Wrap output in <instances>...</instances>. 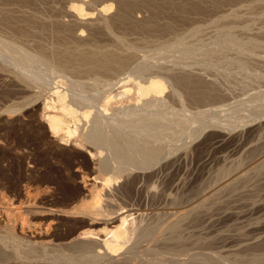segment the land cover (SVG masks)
Here are the masks:
<instances>
[{"label":"rangeland","instance_id":"1","mask_svg":"<svg viewBox=\"0 0 264 264\" xmlns=\"http://www.w3.org/2000/svg\"><path fill=\"white\" fill-rule=\"evenodd\" d=\"M3 1L0 264H100L109 255L103 240L121 225L126 235L114 253L120 256L115 261L107 255L115 264L159 258L170 264H264V0H175L188 9L167 6L153 20L158 0H140L125 20L114 18L124 0ZM193 3L199 7L191 9ZM148 19L156 22L154 30L132 24ZM63 37L70 43H59ZM76 39L85 51L103 47L125 55V64L112 72L90 70L76 55L63 65L58 50ZM153 77L161 81V93L141 95L138 84ZM189 83L207 97L195 96ZM57 93L75 112L76 118L62 115L66 124L70 120L69 135L47 124V115L63 114ZM83 202L86 211L66 213ZM174 216L180 232L175 244L169 233ZM83 231L96 241L92 246L76 242ZM158 236L165 242L172 237V243L156 238L158 245ZM241 242L259 248L253 249L259 257L248 247L243 252Z\"/></svg>","mask_w":264,"mask_h":264},{"label":"bare ground","instance_id":"2","mask_svg":"<svg viewBox=\"0 0 264 264\" xmlns=\"http://www.w3.org/2000/svg\"><path fill=\"white\" fill-rule=\"evenodd\" d=\"M2 1H3V0H2ZM122 1H123V0H122ZM125 1H126V0H124V2H122V3L120 4V5H122V4H123V5L121 6L122 8L118 10L119 12H117V13H118V17H114V18H116V19L118 18V19H122V20H123L125 17L128 16V15H127L128 12L131 11V9H132L135 5H137L138 3H141V4L144 3V1L141 2L140 0H127L126 2H125ZM145 1H147L149 4H150V3L153 4L154 2L156 3V0H145ZM158 1H160L159 4H157L156 6L154 5V6H155V10H154V11H155L156 13H155V14L153 13L154 16H151V18H152V17H154V18L157 17L158 14H160L161 12H163L162 9L165 8V7H167V6H168V7H169V6H172V7H173V5H174V7H176L175 5H178V4L175 3V0H158ZM225 1H226V0H225ZM231 1H232V0H231ZM3 2H4V1H3ZM8 2H9V1H8ZM8 2L5 1V3H8ZM58 2H59V1H58ZM147 2H145V3H147ZM219 2H221V1L219 0ZM219 2H217V3H219ZM9 3H10V2H9ZM177 3H183V2H181V0H179V2H177ZM198 3H199V2H198ZM141 4H140V5H141ZM152 4H151V5H152ZM2 5H3V4H2ZM2 5H1V6H2ZM120 5H119L118 8H120ZM147 5H148V4H147ZM151 5H150V6H151ZM181 5H182V4H180V6H181ZM178 6H179V5H178ZM180 6H179V7H180ZM182 6H183V7L178 8V10H177V8H176V11L178 12L179 9H180V12H184V9H185V8L188 9L185 5H182ZM188 6H189V5H188ZM190 6H191V5H190ZM190 6H189V7H190ZM2 7H3V6H2ZM198 7H199V6H196V4L193 3V6H192L191 9L194 10V9H196V8H198ZM5 9H6V8H5ZM76 9H78V8L76 7ZM152 9H153V8H152ZM169 9H170V8H169ZM186 9H185V11H186ZM3 10H4V9H3ZM80 10H81V9H80ZM174 10H175V9H174ZM233 10H234V9H233ZM78 11H79V10H78ZM78 11H77V12H78ZM132 11H133V10H132ZM3 12H4V11H3ZM180 12H179V13H180ZM187 12H188V11H187ZM9 13H10V14H13V13H11V12L8 11V14H9ZM78 13H79V12H78ZM189 13H190V12H189ZM10 14H9V15H10ZM150 14H151V13H150ZM153 14H152V15H153ZM5 15H6V16L3 17V20H4L3 23L6 22V20L9 21V20H8L9 18H8V16H7V13H6ZM25 16H26V15H25ZM185 16H186V15H185ZM23 17H24V15H23ZM21 18H22V17H21ZM27 18H28V17H26V19H25V17H24V18H23L24 21H29V20H30V18H29V20H27ZM149 18H150V17H149ZM154 18H152V20H153ZM188 18H189V17H188ZM0 19H1V18H0ZM16 19H17V18H16ZM38 19H39V18H38ZM116 19H115V20H116ZM118 19H117V20H118ZM165 19H166V18H165ZM10 20H12V19L10 18ZM31 20L34 21L33 19H31ZM31 20H30V21H31ZM124 20H125V19H124ZM150 20H151V19H150ZM150 20L148 19V20H147L148 22H147V21H142V22H141L140 20H138L140 23H138V22L135 21L136 23H132V24H133V26H135V28H140V29H146V28L148 29V28H150V27H151L150 29H153L152 26H153V27H157V26H155V23H156V22H155V23H154V22L152 23ZM161 20H162V19H161ZM21 21H22V20H21ZM21 21L18 22V23H21ZM154 21H156V20H154ZM0 22L2 23V21H0ZM13 22H14V21H13ZM118 22H119V21H118ZM171 22H172V21H171ZM8 23H9V22H8ZM11 23H12V21H11ZM30 23H32V22H30ZM37 23H38V22H37ZM39 23H40V22H39ZM173 23H174V22H173ZM173 23H172V24H173ZM9 24H10V23H9ZM12 24H13V23H12ZM23 24H24V23H23ZM46 24H47V23H46ZM128 24H129V23H128ZM164 24H165V23H164ZM5 25H6V23H5ZM10 25H11V24H10ZM29 25H31V24H28V26H29ZM38 25H39V24H38ZM121 25H122V24H121ZM162 25H163V24H162ZM6 26H7V25H6ZM18 26H19V25H18ZM26 26H27V25H26ZM26 26H24V27H26ZM36 26H37V25H36ZM39 26H40V25H39ZM109 26H110V25H109ZM171 26H172V25L170 24V28H171ZM32 27H33V26H32ZM46 27H47V26H46ZM50 27H51V25H50ZM128 27H129V26H128ZM164 27H165V26H164ZM167 27H168V25H167ZM14 28H15V27H14ZM27 28H28V27H27ZM36 28H37V27H36ZM162 28H163V27H162ZM48 29H49V28H48ZM66 29H67V28H66ZM166 29H167V28H164L163 30H166ZM168 29H169V28H168ZM172 29H173V28H172ZM20 30H21V29H20ZM22 30H23V29H22ZM24 30H25V29H24ZM29 30H30V29H29ZM35 30H36V29H35ZM54 30H55V29H54ZM64 30H65V29H64ZM64 30H63V31H64ZM67 30H68V29H67ZM153 30H154V29H153ZM155 30H156V29H155ZM41 31H42V30H41ZM45 31H46V30H45ZM52 31H53V30H52ZM144 31H146V30H144ZM148 31H151V30L148 29ZM171 31H172V30H171ZM18 32H19V31H18ZM59 32H61V30H60ZM59 32H58V33H59ZM34 33H35V32H34ZM44 33H45V32H44ZM52 33H53V32H52ZM61 33H62V32H61ZM27 34H28V33H27ZM29 34H30V33H29ZM59 34H60V33H59ZM59 34H58V35H59ZM62 35H63V34H62ZM67 35H68V34H67ZM33 36H34V35H33ZM64 36H65V35H64ZM38 37H39V36H38ZM42 37H43V36H42ZM51 37H52V36H51ZM56 37H57V34H56ZM60 37H62L61 34H60V36H59L58 38L60 39ZM32 38H33V37H32ZM58 38H56V41H57ZM67 38H68V37H67ZM70 38H71V37H70ZM65 39H66V38L63 37V39H61L62 41L60 40L59 43H61V44H66V42L68 43L69 41H67V40H66L65 43H63V42L65 41ZM37 40H38V39H37ZM76 40H77V39H76ZM152 40H153V39H152ZM41 41H42V40H41ZM56 41H55V42H56ZM77 41H78V40H77ZM41 43H42V42H41ZM44 43H45V42H44ZM51 43H52V42H51ZM59 43H58V44H59ZM69 43H70V42H69ZM69 43H68V44H69ZM75 43H76V44H75ZM75 43H74L73 45L71 44L72 46H70V45L67 44V45H66L67 47H64V46H63L64 49H62V50H58V57H57V59H58L62 64L67 62L65 65H68V62H69V63H70L69 65H71V62H70V61H72V59H74V57H76V55H77V59H79V61H80V62L83 64V66H84L85 68H87V69L92 70V68H96V67H98V68H99V67L103 68V67H104L105 69H106V68H111V72H112V70H114V69L116 70L115 67H117V66H118V67H119V66L121 67V65L125 64V63H124V62H125V59H127V58H125V55H124L123 58H122V56H120L121 54H120V55H119V53L116 54L114 51H112V52L110 51L111 53H110V52H104L106 49H104L103 47L99 48V49H103V51L100 50V51H102V52L98 51L99 49L97 50L98 52H96V50H93V48H92L91 46H90V47H91L90 49H92V50L87 51L88 49H86V51H85V50H82V49L84 48V47L82 48V46H84V45H83L80 41L75 42ZM79 43H80V44H79ZM54 44H55V43H54ZM56 44H57V43H56ZM58 44H57L56 47H57V49H60L61 46H60V44H59V46H60V47H59ZM81 44H82V45H81ZM36 45H38V43H37ZM41 45H42V44H40V46H41ZM43 46H44V45H43ZM85 46H86V45H85ZM92 46H93V45H92ZM100 46H101V45H100ZM41 47H42V46H41ZM52 47H53V46H52ZM63 47H61V48H63ZM95 47H96V46H94V48H95ZM49 48H50V47H49ZM53 48H54V47H53ZM53 48H52V49H53ZM85 48H87V47H85ZM44 49H45V47H44ZM50 49H51V48H50ZM40 50H43V47H42V49H40ZM80 50H81L82 52H80ZM107 51H108V50H107ZM44 52H45V51H43V53H44ZM52 53H54V52H52ZM112 53H114V54H112ZM55 54H57V53H55ZM115 54H116V55H115ZM122 54H123V53H122ZM118 55H119V56H118ZM37 56H38V55H37ZM43 57H44V56H43ZM53 57H54V56H53ZM127 57H128V56H127ZM45 58H46V57H45ZM54 58H56V57H54ZM124 58H125V59H124ZM56 61H57V60H56ZM73 61H76V60L74 59ZM126 61H127V60H126ZM72 63H73V62H72ZM62 64H61V65H62ZM63 65H64V64H63ZM76 65H77V64H76ZM59 66H60V64H59ZM63 67H65V66H63ZM66 67H67V66H66ZM77 67L79 68V65H77ZM113 67H114V69H112ZM118 67H117V69L120 68V67H119V68H118ZM122 67H123V66H122ZM78 68H77V69H78ZM104 68H103V69H104ZM80 69H81V68H80ZM80 69H79V70H80ZM103 69H100V71L103 70ZM105 69H104L103 71H105ZM97 70H98V69H97ZM97 70H96V71H97ZM107 71H110V69H107ZM107 71H106V72H107ZM91 72H92V71H91ZM101 72H102V71H101ZM156 78H157V77H156ZM184 78H185V77H184ZM184 78H182V81L186 79V78H185V79H184ZM192 79H193V78H192ZM192 79H191V80H192ZM187 80H188V82H189L190 79L187 78ZM191 80H190V82H193V83L196 82V80H193V81H191ZM179 81H180V80H179ZM197 81H198V80H197ZM185 82H186V81H185ZM185 82H184V83H185ZM188 82H186V83H188ZM186 83L184 84V86L186 85ZM201 83H202V82H201ZM142 84H144V85H140V84H138L139 86L137 85V86H138L137 89L139 90V93H140L141 95H146V94H148V93H150V92H154V93H158V92H159V93H161V91H162V87H163L161 81H159L158 79H154V77H153L152 79L149 78V82L147 81L146 84H145V83H142ZM182 84H183V83H182ZM189 84H190V83H189ZM189 84H187V86L189 87V86L191 85V87H193L194 90H195V87H197V86H195V85H194V86H195V87H194L192 83H191L190 85H189ZM194 84H195V83H194ZM197 85H198V82H197ZM199 85H200V84H199ZM199 85H198V86H199ZM199 87H200V86H199ZM199 87H197V88H198V90H199L200 92L205 90V89H204V90H203V89L201 90V87H202V88L204 87L202 84H201V87H200V88H199ZM186 88H187V87H186ZM193 88H188V89H192L191 91H193ZM196 91H197V90H195V92L193 91V93L195 94ZM197 92H198V91H197ZM193 93H192V94H193ZM58 94H59V93H57V95H58ZM152 94H153V93H152ZM196 94H198V96H199V93H196ZM196 94H195V96H196ZM62 95H63V94H62ZM62 95L59 94L58 97H57L58 99H57V98H56V99L58 100L57 102L60 103V106H59L60 108H59V110L61 109V110L63 111V114H62V112H61L60 114L58 113L59 115H58L57 113H55V114H53V115H51V114H50V115H47V116H48V118H47L48 123H47V124H48L49 129H50L52 132L57 133L58 131H64V132H65L64 134L69 135L70 133L73 132V129H70V127H69V126H70V125H69V121H70V120L67 122L68 124H66V123L64 122L65 119L63 118V116H64V115H67V116L69 115V116L73 117L75 112L73 111L72 108L68 107L69 105L66 106V105L64 104L65 101H63V98H64V97H63ZM200 95H201V94H200ZM206 95H208V94H206ZM206 95L204 94V97H205V98L207 97ZM192 96H193V95H191V98H192ZM195 96H194V98H195ZM201 96H202V95H201ZM201 96H199V97L204 99V97H201ZM139 97H140V96H139ZM199 97H196L197 100L200 99ZM196 98H195V100H196ZM64 99H65V98H64ZM76 112H77V111H76ZM84 113H85V112H83V113H81V114L85 116L86 113H85V114H84ZM62 115H63V116H62ZM72 115H73V116H72ZM79 116H80V115H79ZM64 117H65V116H64ZM71 117H70V118H71ZM86 117H87V116H86ZM74 118H76V117L74 116ZM66 121H67V120H66ZM71 121H72V120H71ZM149 121H150V120H149ZM71 125H72V124H71ZM145 129H146V128H145ZM144 135H145V134H144ZM127 136H128V135H127ZM149 136H150V135H149ZM130 137H131V136H130ZM131 138H132V137H131ZM144 138H145V137H144ZM111 142H112V141H111ZM107 143H108V142H107ZM136 143H137V142H136ZM156 143H157V142H156ZM108 144H109V143H108ZM141 147H142V146H141ZM152 148H154V147H152ZM152 148H151V149H152ZM149 151H150V149H149ZM121 152H122V151H121ZM152 153H153V152H152ZM152 153H151V154H152ZM117 155H119V154H117ZM126 155H127V154H126ZM152 155H153V154H152ZM252 156H253V155H252ZM150 157H151V156H150ZM262 166H263V165H262ZM254 167H255V166H254ZM251 169H252V168H251ZM256 172H257V171H256ZM239 175H240V174H239ZM242 175H243V174H242ZM246 175H247V174H246ZM232 176H233V175H232ZM234 176H235V174H234ZM245 177H246V176H245ZM237 179H238V178H237ZM233 180H234V179H233ZM233 180H232V181H233ZM243 180H244V179H243ZM226 181H227V180H226ZM230 181H231V180H230ZM232 181H231V182H232ZM235 181H237V180H235ZM238 182H239V181H238ZM103 183H105V181H104ZM106 183H107V181H106ZM229 183H230V182H229ZM234 183H235V182H234ZM227 184H228V183H227ZM227 184H226V185H227ZM226 185H225V186H226ZM218 187H219V186H218ZM235 187H236V186H235ZM220 188H221V187H220ZM214 190H215V189H214ZM214 190H213V191H214ZM202 192H203V191H202ZM215 192H216V191H215ZM198 193H199V192H198ZM196 194H197V193H196ZM208 195H209V194H208ZM97 198H98V197H97ZM200 198H201V197H200ZM207 198H208V197H207ZM93 199H94V198H93ZM201 199H204V198L202 197ZM209 199H210V198H209ZM98 200H99V199H98ZM196 200H197V199H196ZM196 200H195V202H199V201H200V199H199V201H198V200L196 201ZM204 200H205V199H204ZM207 200H208V199H207ZM89 201H91V202L93 201V203H92L91 205H92V207L94 208V207L96 206V204H97V200L94 199V200H89ZM200 202L203 203V202H205V201L201 200ZM88 203H89V202H88ZM202 203H201V204H202ZM94 205H95V206H94ZM198 206H199V204H198ZM90 207H91V206H90ZM196 207H197V206H196ZM87 208H89V205H88L87 203H84V202H83V203L80 204V207H72V208H70V210L68 209V210L66 211V213H69V214H70V213H78V212H81L82 210L86 211ZM204 208H205V207H204ZM90 209L92 210V208H90ZM90 209H88L87 211H89ZM181 209H182V208H181ZM199 209H200V208H199ZM91 210H90V211H91ZM94 210H95V209H94ZM185 210H186V209H185ZM96 211H98V210H96ZM178 211H179V210H178ZM187 211H188V210H187ZM182 212H183V211H182ZM83 213H84V212H83ZM85 213H87V212H85ZM91 213H93V212H91ZM91 213H90L89 215H92ZM173 213H174V212H173ZM184 213H185V212H184ZM188 213H189V211H188ZM94 214H95V213H94ZM189 214H190V213H189ZM176 216H177V215H176ZM176 216L173 217V220H174V221H173L172 223L169 224V225H171V226H169V228H170L169 231L171 230V232H169V233H171V235H174V236H173V237H174V238H173V241H174L173 243H174V244H175V242H176L175 240L177 239V238H175V237H176L175 234L178 235V234L180 233V232H179L180 230L177 231V232H179L178 234L175 233V231L177 230V229H176V228H177L176 225H178V224H177V220H175V219H176ZM180 216H182V213H181ZM180 216H177V219H178V217H180ZM95 217H96V216H95ZM169 217H171V216H169ZM182 217H183V216H182ZM182 217H180V218H182ZM93 218H94V217H93ZM183 218H184V217H183ZM183 218H182V219H183ZM91 219H92V218H91ZM171 220H172V219H171ZM171 220H170V221H171ZM178 220H179V219H178ZM180 221H181V220H180ZM123 222H124V221L122 220L121 223H123ZM121 223H120V225H121ZM155 223H156V222H155ZM163 223H164V222H163ZM180 223H181V222H180ZM158 224H159V223H158ZM158 224H157V225H158ZM165 224H167V223H165ZM81 225H82V224H81ZM155 225H156V224H155ZM153 226H154V225H153ZM153 226H152V227H153ZM164 226H166V225H164ZM164 226H163V227L161 226V228H163V229L165 228L164 230H166V228H168V227H164ZM150 227H151V226H149V228H150ZM152 227H151V228H152ZM146 228H147V227H145V229H146ZM151 228H150V229H151ZM153 228H154V227H153ZM157 228H160V227H157ZM157 228H155V229H157ZM163 229H162V230H163ZM178 229H179V228H178ZM83 230H84V229H83ZM123 230H124V229H122V225H121V226H118V227L114 228L113 231H112V233L110 234V236H112V237L105 238V240L101 239V240H103V243H104L102 246L105 245L104 247H106V249L109 251V255L107 254L108 256H110V253H113V254H114L118 249L121 248V247H120V241H121V240H124V238L122 239V237H125V236H123V235L125 234V233L123 232ZM147 230H148V229H147ZM147 230H146V231H147ZM151 230H152V229H151ZM162 230L159 229V232H158V233L160 234V232H161ZM81 231H82V230H81ZM146 231H145V232H146ZM157 231H158V230H156V232H157ZM167 231H168V229H167ZM83 232H84V231H83ZM88 232H89V231H88ZM88 232H87V233H88ZM143 232H144V231H143ZM145 232H144L143 234H145ZM153 232H155V230H154ZM37 233H38V232H37ZM123 233H124V234H123ZM141 233H142V231H141ZM149 233H151L150 230H149ZM163 233H164V232H163ZM261 233H262V231H261ZM261 233H260V234H261ZM76 234H78V233H76ZM89 234H91V233H89ZM155 234H156V233H155ZM260 234H259V235H260ZM262 234L264 235V233H262ZM36 235H38V234H36ZM125 235H126V234H125ZM147 235H148V233H147ZM157 235H158V234H157ZM160 235H162V234H160ZM166 235H167V234H166ZM31 236H34V235H31ZM68 236H69V235H68ZM92 236L94 237V234H93ZM145 236H146V235H145ZM148 236H149V235H148ZM150 236H151V235H150ZM154 236H156V235H154ZM154 236H153V237H154ZM180 236H181V235H179V236H177V237H180ZM257 236H258V235H256V236L253 238V241H255L254 239H256ZM261 236H262V235H261ZM93 237H92V239H93ZM169 237H170V236H169ZM156 238L161 239L162 236H161V238H159V236H158V237H155V239H156ZM166 238L169 239V240L171 239V242L167 240L168 243H169V242L172 243V237H170V238L166 237ZM199 238H200V237H199ZM87 239H88V243L86 242ZM120 239H121V240H120ZM150 239H152V238L150 237ZM155 239H154V240H155ZM163 239H165V237L162 238V240H163ZM180 239H182V237H181ZM180 239H179V241H180L181 245L183 244V246H185V245H184L185 243H184V241H183L184 239H182V240H180ZM257 239H258V238H257ZM257 239H256V240H257ZM119 240H120V241H119ZM162 240L157 241V239H156L155 241H157L158 243L160 242L159 244H158L157 242H156V243H157L158 245H161V241H162ZM165 240H166V239H165ZM165 240H163V241L165 242ZM193 240H194V238H193ZM250 240H251L250 242H252V239H250ZM73 241H75V240H73ZM89 241H91V238H90V236H88L87 234H85V232H84V233H81V232H80V233L78 234V236H77V241H76V242H84L83 244H89V245L91 244V246H92V244H94V242H96L95 240H94V242H93V241L89 242ZM99 241H100V240H99ZM149 241L152 242L153 239H152V240H149ZM155 241H153V242L155 243ZM167 241H166V242H167ZM177 241H178V240H177ZM181 241H183V243H182ZM238 241H240V240H238ZM243 241H244V240H243ZM245 241H247V240L245 239ZM248 241H249V239H248ZM259 241H260V240H258L257 242H259ZM100 242H101V241H100ZM150 242H149V244H151ZM164 242H163V247H165L164 245L167 244L166 242H165V244H164ZM201 242H202V241H201ZM250 242H248V243H250ZM27 243H28V242H27ZM121 243H122V241H121ZM187 243L189 244V242H187ZM237 243H238V242H237ZM237 243H236V244H237ZM244 243H246V242H244ZM254 243H255V242H254ZM254 243L252 242L253 245H255V246L257 245L256 247H259V246L261 245L260 242H259V244H260L259 246H258V244H254ZM70 244H71V243H70ZM74 244H75V243H74ZM122 244H123V243H122ZM122 244H121V246H122ZM147 244H148V243H147ZM149 244H148V245H149ZM177 244L179 245V242H177ZM177 244H176L175 246H174L173 244H171V245H173V246H174V249H175V247L178 246ZM188 244H186V245H188ZM191 244H192V242H191ZM194 244H195V243H194ZM194 244H192V245L194 246ZM196 244H197V247H198V243H196ZM168 245H169V244H168ZM199 245H200V244H199ZM237 245H239V244H237ZM240 245H241V247H242V248L240 247V249H244V250H242V251L245 252V250L247 249L246 247H248V246L244 244L245 247H243V246H242V242H241ZM249 245H250V244H249ZM71 246H72V245H71ZM85 246H87V245H84V247H85ZM98 246H100V244H99ZM149 246H150V245H149ZM149 246H147L148 249H150V248L152 249V247L150 246V248H149ZM166 246H167V245H166ZM179 246H180V245H179ZM250 246H251V245H250ZM75 247H79V248H80V245L75 246ZM81 247H82V245H81ZM84 247H83V248H84ZM89 247H90V246H89ZM89 247H88V248H89ZM96 247H97V245H96ZM147 247H145V249H146ZM163 247H162V246L159 247L160 251H161V250H164V251H165V249L168 248V247H170V245L167 246V247H165V249H164ZM188 247H189V246H188ZM201 247H204V246H201ZM235 247H236V246H235ZM237 247H238V246H237ZM251 247H252V246H251ZM253 247H254V246H253ZM88 248L85 247L84 249H88ZM157 248H158V246H157ZM161 248H162V249H161ZM176 248H179V247H176ZM192 248H193V247H192ZM192 248H191V249H192ZM228 248H229V247H228ZM233 248H234V246H233ZM245 248H246V249H245ZM84 249H83V250H84ZM89 249H90V248H89ZM91 249H93V248H91ZM97 249H98V248H97ZM102 249H103V248H102ZM102 249H101V250H102ZM148 249H146V250H148ZM151 249H150V250H151ZM170 249H172V248H170ZM174 249H173V250H174ZM182 249H183V247H182ZM182 249H181V246H180L179 250H182ZM187 249H188V248H186V249L184 250L185 253H186V250H187ZM198 249H199V248H198ZM229 249H230V248H229ZM235 249H236V248H235ZM248 249H249V247H248ZM248 249H247V250H248ZM253 249H257V248H253ZM253 249H252V250L249 249V250H251V252H253ZM258 249H259V248H258ZM258 249H257L256 251H258ZM29 250H30V249H29ZM155 250H156V248H155ZM166 250L168 251L169 249H166ZM193 250H194V249H193ZM193 250H192V251H193ZM199 250H201V249H199ZM231 250H232V249H231ZM237 250H238V248H237ZM98 251H99V249H98ZM103 251H104V250H103ZM126 251H127V250H126ZM156 251H157V250H156ZM156 251H154V253H155ZM158 251H159V250H158ZM160 251H159V252H156V254H157V253H160ZM164 251L161 252V253H166V252H164ZM187 251H189V250H187ZM195 251H196V250H195ZM201 251H202V253L204 252L203 249H202ZM228 251H229V250H228ZM101 252H102V251H101ZM131 252H132V251H131ZM146 252L148 253L147 255L149 256V254H152L153 251H149L150 253H149L148 251H146ZM171 252H172V251H171ZM173 252H175V253H174L175 256H176V254H177V256H178V254H179L181 251L178 252V253H176V251H173ZM197 252H198V251H196V253H197ZM206 252H207V251H206ZM218 252H219V251H218ZM230 252H232V251H230ZM233 252H234V251H233ZM239 252H240V250H239ZM246 252H247V251H246ZM254 252H255V250H254ZM254 252H253V253H250V254H252V255L254 254V255H255V253H258V252H255V253H254ZM259 252H261V248H260V251H259ZM104 253H105V252H104ZM107 253H108V252H107ZM142 253H143V254H141V255L144 256V253H145V252H142ZM154 253H153V254H154ZM167 253H170V252H167ZM167 253H166V255H168ZM185 253H183L182 255H185ZM189 253H191V251H190ZM189 253H187V254L189 255ZM198 253H199V252H198ZM227 253H228V252H227ZM235 253H236V251H235ZM237 253H238V252H237ZM240 253H241V252H240ZM248 253H249V251H248ZM5 254H6V253H5ZM105 254H106V253H105ZM126 254H127V252H126ZM129 254H130V253H129ZM187 254H186V255H187ZM199 254H200V253H199ZM238 254H239V253H238ZM258 254H259V253H258ZM95 255H96V253H95ZM107 255H106V256H105V255L103 256V258L106 257L105 259H103V260H104L103 263H100V262H102V261H100V260H102V259H101L102 257L99 255L101 258H99V261H100V262H99V261H98V262H99L100 264H115V262H114V260L116 261L115 258H116L117 256H118V258H119V256H120V255H117V256H116V255L114 254V260H113L112 257H107ZM122 255H123V254H122ZM122 255H121V256H122ZM138 255H139V254H138ZM145 255H146V253H145ZM159 255H160V254H159ZM162 255H164V254H162ZM172 255H173V254H172ZM174 255H173V256H174ZM180 255H181V253H180ZM180 255H179V257L181 258L182 255H181V256H180ZM192 255H193V254H192ZM196 255H197V254H196ZM200 255H201V254H200ZM227 255H228V254H227ZM232 255H233V254H232ZM235 255H236V254H235ZM235 255H234V257H235ZM241 255H243V254H240L239 256L241 257ZM252 255H250L251 258H252ZM254 255H253V256H254ZM260 255H261V254H260ZM5 256H6V255H5ZM112 256H113V255H112ZM115 256H116V257H115ZM124 256H126V255H124ZM143 256H142L141 260L144 259ZM150 256H151V255H150ZM154 256H155V255H154ZM154 256H151V257H153V260H154ZM198 256H199V255H198ZM204 256H205V255H204ZM220 256H221V255H220ZM245 256H246V255H245ZM255 256H257V255H255ZM138 257H140V256H138ZM151 257H149V258H151ZM196 257H197V256H196ZM202 257H203V256H202ZM202 257H200V258H202ZM250 257H249V258H250ZM257 257H259V255H258ZM95 258H97V257H95ZM118 258H117V259H118ZM145 258H146V256H145ZM147 258H148V257H147ZM155 258H156V257H155ZM172 258H173V257H172ZM187 258H188V257H186V259H187ZM198 258H199V257H198ZM204 258H205V257H204ZM204 258H203V259H204ZM207 258H208L209 260H211V256H210V258H209V257H207ZM224 258H225V257H224ZM224 258H223V259H224ZM238 258H239V257H238ZM242 258H245V257H242ZM247 258H248V257H247ZM255 258H256V257H254V259H255ZM262 258H263V257H261V260H262ZM93 259H94V258H93ZM120 259H121V258H120ZM175 259H176V257H175ZM191 259H192V256H191ZM195 259H197V258H195ZM205 259H206V258H205ZM205 259H204V261H205ZM82 260H83V259H82ZM85 260H87V259H85ZM122 260H123V257H122ZM128 260H129V259H128ZM139 260H140V259H139ZM150 260H151V259H150ZM150 260L148 259V261H150ZM165 260H166V259H165ZM165 260H164V261H165ZM169 260H170V259H169ZM177 260H178V259H176V261H175L176 263H177ZM209 260H208V261H209ZM217 260H218V259H217ZM221 260H222V259H221ZM241 260H242V259H241ZM245 260H246V259H245ZM257 260H258V258L255 259V262H258V261H259V260H258V261H257ZM130 261H131V260H130ZM133 261H135V260H133ZM137 261H138V260H137ZM173 261H174V260H173ZM178 261L182 262L183 259H182V261H181L180 259H179ZM184 261H185V260H184ZM188 261H189V259H188ZM192 261H193V260H192ZM194 261H195V260H194ZM198 261H199V260H198ZM206 261H207V260H206ZM222 261H223V260H222ZM232 261H233V260H232ZM239 261H240V260H239ZM242 261L244 262V260H242ZM249 261H250V259H249ZM249 261L246 262V263L249 264ZM253 261H254V260H253ZM263 261H264V258H263ZM93 262H94V261H93ZM123 262H124V260L122 261L121 264H124ZM125 262H128V261H125ZM135 262H136V261H135ZM140 262H142V261H140ZM140 262H139V263H140ZM151 262H152V263H151ZM151 262H150L151 264H168L170 261H169L168 263H166L167 261H166V262H163V261L160 260V258H159L158 260L155 259L154 262L151 260ZM195 262H196V261H195ZM201 262H203V261H201ZM216 262H217V261H216ZM237 262H238V261H237ZM259 262H260V261H259ZM261 262H262V261H261ZM139 263H138V264H139ZM142 263H143V262H142ZM144 263L147 264V262H144ZM148 263H149V262H148ZM170 263H171V262H170ZM170 263H169V264H170ZM183 263L185 264V262H183ZM183 263H181V264H183ZM208 263H210V262H208ZM211 263H212V262H211ZM223 263H224V262H223ZM227 263H228V262H227ZM238 263H239V262H238ZM244 263H245V262H244ZM251 263H254V262H250V264H251ZM66 264H67V263H66ZM94 264H96V263H94ZM97 264H98V263H97ZM118 264H119V262H118ZM127 264H128V263H127ZM130 264H131V263H130ZM132 264H133V263H132ZM172 264H173V263H172ZM196 264H197V263H196ZM202 264H203V263H202ZM205 264H207V263H205ZM212 264H213V263H212ZM225 264H226V263H225ZM239 264H240V263H239ZM254 264H255V263H254ZM257 264H258V263H257Z\"/></svg>","mask_w":264,"mask_h":264}]
</instances>
